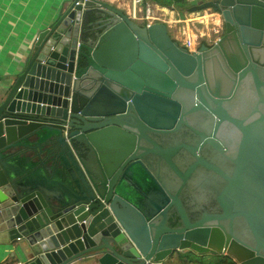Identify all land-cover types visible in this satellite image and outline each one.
I'll list each match as a JSON object with an SVG mask.
<instances>
[{
	"label": "water",
	"instance_id": "obj_1",
	"mask_svg": "<svg viewBox=\"0 0 264 264\" xmlns=\"http://www.w3.org/2000/svg\"><path fill=\"white\" fill-rule=\"evenodd\" d=\"M206 10L223 34L194 53L109 0L67 1L37 33L0 92V245L24 264H162L186 251L264 264V0H192L187 11ZM199 113L239 131L228 174L202 154L215 132L153 140ZM183 147L184 175L173 161ZM165 164L182 181L201 166L221 174L215 223L189 224Z\"/></svg>",
	"mask_w": 264,
	"mask_h": 264
},
{
	"label": "flooded vegetation",
	"instance_id": "obj_2",
	"mask_svg": "<svg viewBox=\"0 0 264 264\" xmlns=\"http://www.w3.org/2000/svg\"><path fill=\"white\" fill-rule=\"evenodd\" d=\"M222 34L223 25L220 30H211L207 32L204 35L209 39V41L197 45V50H199V48L204 44L207 47H211L214 44L215 37H221ZM250 84L253 85L250 80L247 81L245 83V88L251 92L252 89L250 90ZM236 108L237 106L231 105L228 107V110L237 113L240 110L239 108ZM199 114L200 115L197 119L189 125L191 128L182 126L178 131L153 136V140L157 145L166 148L172 145L178 146L180 141L184 144L186 140H201L198 136L199 132H205V134L215 132V138L213 140L214 145L205 142L202 154L210 162H212L218 171L223 174H228L230 160L235 155L239 139V131L235 126L227 122H224L222 125H219L217 129H215L216 125L214 123L207 125L209 123L204 121V115L202 113ZM145 146L149 149V153L147 154V164L149 165L151 171H157L160 167V163L158 160L159 156L156 155V149L150 144H146ZM181 153L187 154L184 147L180 149L178 155L176 156L177 159L173 161H175L174 163L178 170H180V173H183L184 175L185 170L183 169L187 168L186 162L190 158L188 155L183 158ZM164 168L162 176H164L167 180L172 181L173 186H170L168 189L172 195L178 194V199L186 212L189 224H195L198 222H207V224L215 223V217L222 213L216 201V196L225 183L221 174L207 168L206 166H201L195 172L189 174L185 181H182L178 176L177 171L173 170L166 164L164 165ZM166 214L167 229L176 231L184 227L182 221L177 216V211L175 210L174 205H172ZM193 255L195 254L186 251V256Z\"/></svg>",
	"mask_w": 264,
	"mask_h": 264
},
{
	"label": "crops",
	"instance_id": "obj_3",
	"mask_svg": "<svg viewBox=\"0 0 264 264\" xmlns=\"http://www.w3.org/2000/svg\"><path fill=\"white\" fill-rule=\"evenodd\" d=\"M67 1L70 0H4L0 3V92L8 75L17 70L25 58L37 33L53 22ZM148 2L161 11L167 19H181L182 14H176ZM109 3L127 15L131 14V0H109ZM187 7L189 8V5ZM185 17L193 19L199 16L189 17L183 14V18ZM207 22L204 19L202 23L192 22L191 26H203ZM168 29L175 34L173 28ZM42 175L45 179L51 178L49 173ZM24 262V257L15 253L12 248L0 245V264H24Z\"/></svg>",
	"mask_w": 264,
	"mask_h": 264
},
{
	"label": "built area",
	"instance_id": "obj_4",
	"mask_svg": "<svg viewBox=\"0 0 264 264\" xmlns=\"http://www.w3.org/2000/svg\"><path fill=\"white\" fill-rule=\"evenodd\" d=\"M128 16L138 23L142 24L143 22V25L146 26L162 23L165 24L168 28H173L175 30V34H173L172 36L173 39L191 53L197 51V45H199V43L209 41V39L204 34L200 35L199 33V36H197L191 29L193 28L191 26L192 22L202 23V21H204L203 16H199L193 19L185 17L183 20L167 19L161 11H159L157 8H155L145 0H131V14ZM219 39L220 36L215 37L214 43Z\"/></svg>",
	"mask_w": 264,
	"mask_h": 264
},
{
	"label": "rangeland",
	"instance_id": "obj_5",
	"mask_svg": "<svg viewBox=\"0 0 264 264\" xmlns=\"http://www.w3.org/2000/svg\"><path fill=\"white\" fill-rule=\"evenodd\" d=\"M196 16H203L205 21H208L205 25L201 26H193L192 31L194 32V34H196L197 36L206 34L207 32L211 31V30H220V25L222 26V22L220 19V16L215 14L213 11L211 10H206L200 13H193V16L190 17H196ZM180 20H183V15H181ZM169 35L172 37L173 36V31L171 29H168ZM182 255V254H181ZM179 257L180 256H176L173 258V260H169L167 262H165V264H182L181 261H179ZM181 258L184 261V264H216L218 259H216V257L214 256H200V255H193V256H187V258L181 256Z\"/></svg>",
	"mask_w": 264,
	"mask_h": 264
},
{
	"label": "trees",
	"instance_id": "obj_6",
	"mask_svg": "<svg viewBox=\"0 0 264 264\" xmlns=\"http://www.w3.org/2000/svg\"><path fill=\"white\" fill-rule=\"evenodd\" d=\"M150 1L154 3L155 5H158L161 8H166L170 11L175 12L176 14H186L187 16H193V14L188 13V5L189 0H145ZM196 14V13H194ZM216 259H218L216 264H236L231 258L225 257V256H214ZM179 261H181L182 264H184V261L182 258H179Z\"/></svg>",
	"mask_w": 264,
	"mask_h": 264
},
{
	"label": "snow or ice",
	"instance_id": "obj_7",
	"mask_svg": "<svg viewBox=\"0 0 264 264\" xmlns=\"http://www.w3.org/2000/svg\"><path fill=\"white\" fill-rule=\"evenodd\" d=\"M4 2V0H0V3H3Z\"/></svg>",
	"mask_w": 264,
	"mask_h": 264
}]
</instances>
